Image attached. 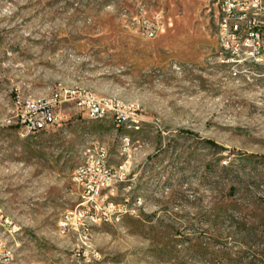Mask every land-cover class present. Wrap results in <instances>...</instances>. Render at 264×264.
<instances>
[{"label": "rangeland", "instance_id": "obj_1", "mask_svg": "<svg viewBox=\"0 0 264 264\" xmlns=\"http://www.w3.org/2000/svg\"><path fill=\"white\" fill-rule=\"evenodd\" d=\"M215 4L0 0V205L12 223L0 243L11 264H264V67L221 63ZM63 89L122 105L140 130L91 121L75 102L37 136L7 125ZM97 145L129 174L104 192L117 212L78 211L62 228L84 202L72 174Z\"/></svg>", "mask_w": 264, "mask_h": 264}, {"label": "built area", "instance_id": "obj_2", "mask_svg": "<svg viewBox=\"0 0 264 264\" xmlns=\"http://www.w3.org/2000/svg\"><path fill=\"white\" fill-rule=\"evenodd\" d=\"M215 6L217 36L222 52L221 63L234 67H264V0H216ZM243 28H252L251 37H242ZM144 29L148 38L156 37L155 27L145 24ZM67 102L77 103L85 117L91 121L113 117L116 126L120 120H128V127L140 126L142 123V120L135 116H127L122 110V105L118 103L94 99L89 97V93L72 89H63L55 94L51 101L25 108L6 123L8 126L19 128L22 138L37 136L58 124L60 115L55 109ZM125 142L126 146H129L130 140L126 138ZM128 175L124 167L114 172L108 166V152L104 147L97 145L87 150L84 163L72 174L73 184L84 192V202L74 212L68 213L60 226L66 228L67 220L76 217L78 211L82 217V214L94 210L95 213L103 214L99 221H109L108 213L113 216L117 206L107 203V198L103 197L104 192L112 190L113 184L126 181ZM106 210L107 212H104ZM11 224L0 213V225ZM10 254L11 250H6V245L0 243V264H11Z\"/></svg>", "mask_w": 264, "mask_h": 264}, {"label": "bare ground", "instance_id": "obj_3", "mask_svg": "<svg viewBox=\"0 0 264 264\" xmlns=\"http://www.w3.org/2000/svg\"><path fill=\"white\" fill-rule=\"evenodd\" d=\"M251 35H252V28H243L242 29V37H251ZM80 92H82V91H80ZM89 97H93V96H90L89 95ZM95 99V98H94ZM112 101V100H111ZM115 103V102H114ZM117 125H118V127H120V126H127L128 124H127V120H120L119 122H117ZM129 129H133V130H136V131H139L140 130V126H130V127H128ZM26 138H28V137H26ZM115 186V184H113V187ZM0 213H1V215H3L4 216V218H7L8 219V221H9V223H11L10 222V220H9V218L8 217H6L5 216V214H4V211H3V209H2V207H1V205H0ZM94 220V219H93ZM71 220H67V226H68V222H70ZM70 227V226H69ZM64 234V233H63ZM6 250H11V254H10V263H12L13 262V260H14V252H13V250L11 249V248H9V247H7L6 246Z\"/></svg>", "mask_w": 264, "mask_h": 264}, {"label": "trees", "instance_id": "obj_4", "mask_svg": "<svg viewBox=\"0 0 264 264\" xmlns=\"http://www.w3.org/2000/svg\"><path fill=\"white\" fill-rule=\"evenodd\" d=\"M208 143L211 144L212 146H214L215 148L220 149L216 144H214V143H212V142H208ZM225 169H227V168H225Z\"/></svg>", "mask_w": 264, "mask_h": 264}]
</instances>
